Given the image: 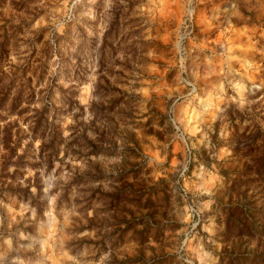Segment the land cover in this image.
Listing matches in <instances>:
<instances>
[{
	"label": "rangeland",
	"instance_id": "obj_1",
	"mask_svg": "<svg viewBox=\"0 0 264 264\" xmlns=\"http://www.w3.org/2000/svg\"><path fill=\"white\" fill-rule=\"evenodd\" d=\"M8 93L0 264L261 253L264 0H0Z\"/></svg>",
	"mask_w": 264,
	"mask_h": 264
},
{
	"label": "trees",
	"instance_id": "obj_2",
	"mask_svg": "<svg viewBox=\"0 0 264 264\" xmlns=\"http://www.w3.org/2000/svg\"><path fill=\"white\" fill-rule=\"evenodd\" d=\"M23 98V93H19L15 98H11L10 94H4L0 98V121L5 120L1 116V112L5 111L9 105H11V110H15L19 107L21 101ZM37 125H39L36 122ZM38 129L33 130V134L37 133ZM19 132H15V126L12 124H7L5 126L0 125V146L3 147V150L5 151L2 155L3 159V169L8 170L10 166H15L18 170H16V174L19 173V169H22L25 167L26 164H24V161L26 159V156L24 154H19V150L22 146V141L24 138H21L18 136ZM55 143H57V137L54 135L51 137V143L49 146L43 145V148L49 149L51 151H55ZM16 160V162H14ZM9 177V176H8ZM12 179H14L13 176H10ZM249 233V232H248ZM263 236H264V230H263ZM259 248H262V244L258 245ZM258 255V256H257ZM255 254L251 257V255L246 256L244 259L246 260V264H256L257 259H262V264H264V245L261 249L260 254Z\"/></svg>",
	"mask_w": 264,
	"mask_h": 264
}]
</instances>
